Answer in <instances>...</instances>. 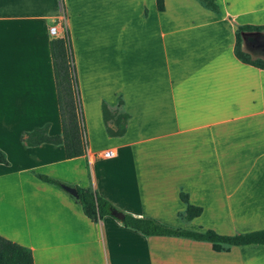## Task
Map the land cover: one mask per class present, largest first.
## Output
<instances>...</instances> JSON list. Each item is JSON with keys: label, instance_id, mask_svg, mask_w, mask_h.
<instances>
[{"label": "crops", "instance_id": "1", "mask_svg": "<svg viewBox=\"0 0 264 264\" xmlns=\"http://www.w3.org/2000/svg\"><path fill=\"white\" fill-rule=\"evenodd\" d=\"M163 1L158 11L155 0H0V236L28 248L34 264H264V246L216 252L166 236H145L130 253L129 228L113 216L91 222L34 176L172 228L264 230V70L234 55L238 27L264 25V0H216L219 13L198 0ZM64 29L88 128L85 154L69 160L63 146L21 142L46 124L49 136L62 133L50 40ZM241 38L264 61V32ZM103 102L128 115L122 136L107 135ZM180 194L198 217L186 219Z\"/></svg>", "mask_w": 264, "mask_h": 264}, {"label": "trees", "instance_id": "2", "mask_svg": "<svg viewBox=\"0 0 264 264\" xmlns=\"http://www.w3.org/2000/svg\"><path fill=\"white\" fill-rule=\"evenodd\" d=\"M158 11L164 10V1L155 0ZM201 5L214 12L219 13V6L216 0H198ZM242 32H264V25H245L238 27L235 33L234 55L242 63L264 70V61L252 59L251 56L242 50ZM69 34L66 31L62 37H54L50 40V51L54 69L57 101L61 119V135L49 136V124L42 128L34 129L32 132L24 133L21 142L26 147H36L41 144L63 146L66 159L81 157L86 151V140L82 127V117L78 103V82L76 71L73 65L72 51ZM119 105L122 101L118 100ZM102 120L106 133L109 137H120L125 133V123L128 115L119 113L114 115L108 105L103 102L101 105ZM0 165H8L4 152L0 150ZM34 176L45 183L51 184L63 191V186H70L60 180L53 179L46 175L36 174ZM78 193V200L75 203L80 205L82 213L91 222L98 223L104 217H112L111 211L115 208L106 199L87 188L72 186ZM64 192V191H63ZM183 203L186 204V219L192 220L201 214V208L188 204L187 196L180 194ZM114 218V217H112ZM115 219V218H114ZM122 225L132 229L143 236H166L185 238L198 242L211 244L216 252L228 251L232 247L259 245L264 246V230L247 233L244 235L224 236L218 235L212 230L194 232L179 228H172L163 225L151 218H136L126 215ZM0 264H34L32 252L10 240L0 236Z\"/></svg>", "mask_w": 264, "mask_h": 264}, {"label": "rangeland", "instance_id": "3", "mask_svg": "<svg viewBox=\"0 0 264 264\" xmlns=\"http://www.w3.org/2000/svg\"><path fill=\"white\" fill-rule=\"evenodd\" d=\"M252 20L255 21L254 18H253ZM56 27H57V26H56ZM57 29H58V28H57ZM65 32H66V30L64 29V31H63V35H64ZM68 34H69V33H68ZM68 38L70 39V35H69ZM263 43H264V40H263ZM70 45H71V40H70ZM252 45H254V44H252ZM263 48H264V46H263ZM263 50H264V49H263ZM71 51H72V45H71ZM263 52H264V51H263ZM71 54H72L71 56H72V58H73V65H74V67H75V71H76V66H75V64H74V54H73V51H72ZM76 78H77V72H76ZM77 82H78V78H77ZM78 103H79V111H80V114H81V117H82V127H83V131H84V135H83V136L85 137V140H86V136H88V128H87V124H86L85 115H84V112H83V109H82V104H81V99H80V93H79V86H78ZM103 161H104V160H103ZM111 162H112V161H110V160H106V161H104L103 163H104L105 165H108V163L111 164ZM128 231H132V233H135V235H137V236L134 238V240H133L132 238L128 239L126 236L124 237V238H126V240H127V241H125V242H127L126 245L128 246L126 249H127L128 252L131 253V250H132V249L137 250V249L141 248L142 244H144V241H146V240H145L146 237L143 236V235H141L140 233L134 231V230H130V229H128ZM128 240H129V241H128ZM126 245H125V246H126ZM131 248H132V249H131ZM132 252H134V251H132Z\"/></svg>", "mask_w": 264, "mask_h": 264}, {"label": "water", "instance_id": "4", "mask_svg": "<svg viewBox=\"0 0 264 264\" xmlns=\"http://www.w3.org/2000/svg\"><path fill=\"white\" fill-rule=\"evenodd\" d=\"M63 190L74 200H78V193L74 187L63 186ZM111 215L121 223L124 221L125 215L117 210L111 211Z\"/></svg>", "mask_w": 264, "mask_h": 264}, {"label": "built area", "instance_id": "5", "mask_svg": "<svg viewBox=\"0 0 264 264\" xmlns=\"http://www.w3.org/2000/svg\"><path fill=\"white\" fill-rule=\"evenodd\" d=\"M48 33L50 36H56L58 34L57 27L56 26H50L48 29ZM111 156H112L111 151H104L101 153L100 158L107 159V158H110Z\"/></svg>", "mask_w": 264, "mask_h": 264}]
</instances>
